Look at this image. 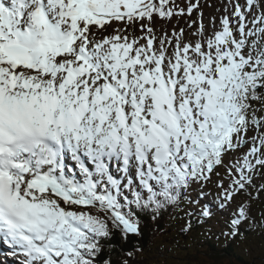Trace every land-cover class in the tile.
<instances>
[{"label": "snow or ice", "instance_id": "obj_1", "mask_svg": "<svg viewBox=\"0 0 264 264\" xmlns=\"http://www.w3.org/2000/svg\"><path fill=\"white\" fill-rule=\"evenodd\" d=\"M165 215L264 237V0H0L11 264H144Z\"/></svg>", "mask_w": 264, "mask_h": 264}, {"label": "trees", "instance_id": "obj_2", "mask_svg": "<svg viewBox=\"0 0 264 264\" xmlns=\"http://www.w3.org/2000/svg\"><path fill=\"white\" fill-rule=\"evenodd\" d=\"M142 227L143 238L139 239L138 242L144 247V254L149 255L147 258H150L154 257L151 255V252L154 251L155 248L151 247V245L155 241V238L168 228L178 229L180 225L179 227L174 225L173 222L170 221V217L165 215V217L159 221L158 225L154 224L149 218L142 217ZM158 229L164 231L161 232ZM195 232L196 231L192 232L189 236L193 238ZM253 235L255 234H248L247 236L252 237ZM137 239L138 238L136 237H132L127 243H125L117 233L111 241V244L115 246L112 250L115 251L120 247L130 248L133 243L137 242ZM221 240L224 241L221 243L222 245L214 241L211 237H206L204 241L194 240L186 245L188 249L184 247L185 253L188 257H190V261H195L197 262L196 264H264V261H261V263H255L252 259H246L241 253H238V247L232 240L230 242L225 238H222ZM165 251L167 252V249L161 248L160 250L158 249L157 252L164 254ZM147 258L142 257L144 263Z\"/></svg>", "mask_w": 264, "mask_h": 264}, {"label": "rangeland", "instance_id": "obj_3", "mask_svg": "<svg viewBox=\"0 0 264 264\" xmlns=\"http://www.w3.org/2000/svg\"><path fill=\"white\" fill-rule=\"evenodd\" d=\"M215 4H219V0H211ZM211 10L205 9L206 14ZM211 199V198H209ZM258 211V205L254 206V212ZM182 221L174 219L173 224L179 225ZM209 224L212 225V231L209 233L205 229H197L194 237L189 235H183L179 232V228H168L163 233L159 234L155 241L152 243L151 247H154V251L150 254L154 257L147 258L149 255H143L147 258L144 264H196L197 262H191L190 257L185 253L184 247L187 248V244L192 241H204L206 237H211L214 241L218 243H223L221 240L222 236L219 239L216 238L219 233V227H216V220L209 221ZM234 243L238 247V253H241L246 259H252L255 263H261L264 261V237L253 235L252 237L245 236L244 238H237L234 240ZM165 246V247H163ZM167 249L164 254L158 253V249ZM188 249V248H187ZM261 257V258H259ZM227 264V263H225Z\"/></svg>", "mask_w": 264, "mask_h": 264}]
</instances>
